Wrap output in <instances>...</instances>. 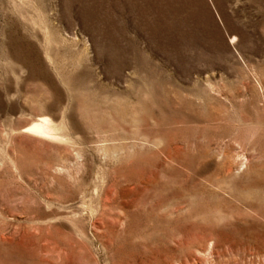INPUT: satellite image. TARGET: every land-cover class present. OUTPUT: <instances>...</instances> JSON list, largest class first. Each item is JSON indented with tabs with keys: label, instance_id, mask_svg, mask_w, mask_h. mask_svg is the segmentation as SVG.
Here are the masks:
<instances>
[{
	"label": "rangeland",
	"instance_id": "1",
	"mask_svg": "<svg viewBox=\"0 0 264 264\" xmlns=\"http://www.w3.org/2000/svg\"><path fill=\"white\" fill-rule=\"evenodd\" d=\"M0 264H264V0H0Z\"/></svg>",
	"mask_w": 264,
	"mask_h": 264
},
{
	"label": "bare ground",
	"instance_id": "2",
	"mask_svg": "<svg viewBox=\"0 0 264 264\" xmlns=\"http://www.w3.org/2000/svg\"><path fill=\"white\" fill-rule=\"evenodd\" d=\"M34 129H36V130H39V131H40V129H39L38 127H34Z\"/></svg>",
	"mask_w": 264,
	"mask_h": 264
}]
</instances>
